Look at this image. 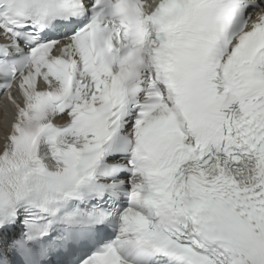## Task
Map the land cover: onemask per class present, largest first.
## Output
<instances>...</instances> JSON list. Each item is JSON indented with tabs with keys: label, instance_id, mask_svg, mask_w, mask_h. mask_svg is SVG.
Segmentation results:
<instances>
[{
	"label": "snow or ice",
	"instance_id": "obj_1",
	"mask_svg": "<svg viewBox=\"0 0 264 264\" xmlns=\"http://www.w3.org/2000/svg\"><path fill=\"white\" fill-rule=\"evenodd\" d=\"M0 264H264V0H0Z\"/></svg>",
	"mask_w": 264,
	"mask_h": 264
}]
</instances>
